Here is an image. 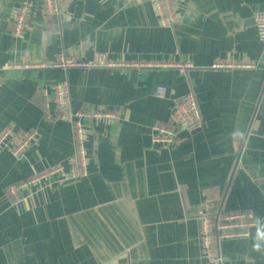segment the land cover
<instances>
[{"label":"crops","instance_id":"obj_1","mask_svg":"<svg viewBox=\"0 0 264 264\" xmlns=\"http://www.w3.org/2000/svg\"><path fill=\"white\" fill-rule=\"evenodd\" d=\"M57 1L51 18L40 0H0V264H208L198 217L243 211L254 226L246 238L216 241L220 264H264V47L255 25L264 0H172L169 28L152 0ZM22 4L29 15L15 37ZM60 53L114 65L62 75L53 66ZM176 63L189 65L180 73ZM58 82L70 112L82 113L85 175L71 174L73 126L51 102ZM155 85L165 99L152 96ZM187 92L201 126L179 129L160 154L152 128L169 123ZM20 182L17 201L6 190Z\"/></svg>","mask_w":264,"mask_h":264},{"label":"built area","instance_id":"obj_2","mask_svg":"<svg viewBox=\"0 0 264 264\" xmlns=\"http://www.w3.org/2000/svg\"><path fill=\"white\" fill-rule=\"evenodd\" d=\"M132 0H124L128 3ZM153 7L161 26L169 28L177 20V14L172 0H152ZM44 14L47 17H58L60 8L57 0H40ZM29 15V7L27 4H22L15 11L13 35L22 37L26 29L27 17ZM255 25L258 35V40L264 47V12L259 13L255 19ZM227 64V63H226ZM35 63H29L27 66H35ZM114 64L106 59L104 55H97L95 60L81 61L73 57L58 54L55 68L59 69L64 75L70 68H91L113 66ZM189 63L173 64L180 73H184L188 68ZM230 65V64H229ZM223 66V65H221ZM242 67V65H238ZM248 67V66H247ZM152 96L156 99L163 100L167 97V89L164 85H155L152 89ZM43 97L45 108H49V95L44 90ZM53 112L56 117L62 121H68L72 124L74 136L76 140L75 155L78 158V168L75 167V159L72 157V177H76L77 170H80L81 175L86 174L85 157L82 148L83 140V125L81 122L82 113L77 112L73 115L69 109V91L67 83L58 82L53 86V95L51 96ZM95 117H101L102 113H95ZM80 117V119H79ZM201 126V118L196 105L195 96L191 92H187L174 102V106L169 115V123L167 125H155L152 128V141L158 144V151L164 154L167 145L175 138L179 129L193 131ZM1 143V141H0ZM62 167L57 166L51 169L50 173L61 172ZM30 181H34L31 179ZM27 182H20L16 185H11L7 188V193L15 200L19 201V190L22 189ZM199 221V242L202 255L208 264H220L221 258L216 250V241L227 238H246L250 234V229L254 226V219L250 211L235 212L223 214L221 216L202 215L198 217Z\"/></svg>","mask_w":264,"mask_h":264},{"label":"clouds","instance_id":"obj_3","mask_svg":"<svg viewBox=\"0 0 264 264\" xmlns=\"http://www.w3.org/2000/svg\"><path fill=\"white\" fill-rule=\"evenodd\" d=\"M234 135H235V133H234ZM239 135H241V133ZM239 135H237V136H239ZM256 247L259 248V245H256Z\"/></svg>","mask_w":264,"mask_h":264},{"label":"water","instance_id":"obj_4","mask_svg":"<svg viewBox=\"0 0 264 264\" xmlns=\"http://www.w3.org/2000/svg\"><path fill=\"white\" fill-rule=\"evenodd\" d=\"M51 18H53V17H51ZM63 26H64V25H62V27H63ZM261 188L264 189V185H262Z\"/></svg>","mask_w":264,"mask_h":264}]
</instances>
